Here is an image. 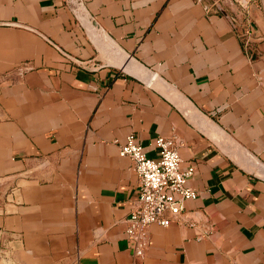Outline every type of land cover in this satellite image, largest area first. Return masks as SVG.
Masks as SVG:
<instances>
[{"label": "crops", "instance_id": "1", "mask_svg": "<svg viewBox=\"0 0 264 264\" xmlns=\"http://www.w3.org/2000/svg\"><path fill=\"white\" fill-rule=\"evenodd\" d=\"M203 2L0 0V264H264V0ZM129 135L194 167L139 258Z\"/></svg>", "mask_w": 264, "mask_h": 264}, {"label": "built area", "instance_id": "2", "mask_svg": "<svg viewBox=\"0 0 264 264\" xmlns=\"http://www.w3.org/2000/svg\"><path fill=\"white\" fill-rule=\"evenodd\" d=\"M197 1L203 3L205 12L221 13L219 4ZM154 147L156 156L148 157L135 138L129 135L118 150L120 157H127L132 161L136 176L137 196L125 220V234L135 242L136 258L141 257L146 245L147 227L154 224L168 227L174 221L179 222L185 210V202L196 198V192L187 186L194 167L192 164L185 169L180 167L175 143L169 139L157 138Z\"/></svg>", "mask_w": 264, "mask_h": 264}, {"label": "water", "instance_id": "3", "mask_svg": "<svg viewBox=\"0 0 264 264\" xmlns=\"http://www.w3.org/2000/svg\"><path fill=\"white\" fill-rule=\"evenodd\" d=\"M219 8V7H218ZM220 12L222 13L221 9L219 8ZM92 23L94 25H96V23L94 21H92ZM61 54H63V56H65L67 59H69L71 62L77 63V61L73 60L71 57L65 55L63 52H61Z\"/></svg>", "mask_w": 264, "mask_h": 264}, {"label": "rangeland", "instance_id": "4", "mask_svg": "<svg viewBox=\"0 0 264 264\" xmlns=\"http://www.w3.org/2000/svg\"><path fill=\"white\" fill-rule=\"evenodd\" d=\"M1 257V256H0Z\"/></svg>", "mask_w": 264, "mask_h": 264}]
</instances>
